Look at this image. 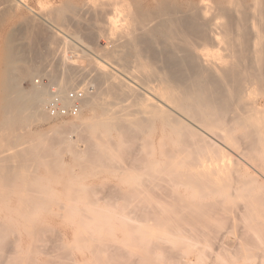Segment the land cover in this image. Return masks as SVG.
Returning a JSON list of instances; mask_svg holds the SVG:
<instances>
[{"label": "bare ground", "instance_id": "obj_1", "mask_svg": "<svg viewBox=\"0 0 264 264\" xmlns=\"http://www.w3.org/2000/svg\"><path fill=\"white\" fill-rule=\"evenodd\" d=\"M76 1L80 7L69 0L59 7L53 6L52 0H39L46 8L41 13L27 0H0V59L4 64L0 72V264H36L25 261L20 237L24 235L32 244L42 242V235L50 230L44 228L46 219L59 215L71 221L73 238L68 240L67 233L58 235L61 237L52 250L59 262L51 260L55 259L52 256L44 264H180L182 261H175L178 246L183 243L192 251L193 247L201 248L207 238L211 228H203L208 221L214 224L215 220L208 218L215 213L216 198L232 197V201L256 182L244 179L250 169L264 171V0ZM24 10L45 15L40 14L39 20L25 19ZM81 11L106 20V39L114 46L105 56L122 61L131 71L126 72L125 67V73L117 74L111 63L97 54L100 61L88 59L94 68L58 71L60 76L53 73L55 76L41 87L35 84L29 91L22 90L19 80L42 73L39 64L35 67L29 60L28 51L20 50L26 43L19 46L17 33L33 32L29 37L44 39L40 33L45 32L35 33L44 23L58 30L56 23L69 25L76 16L81 21ZM15 18H22L20 29L10 28ZM96 18L85 29L90 40L96 39L101 27L107 32L102 20ZM61 30L57 35L66 45L75 35ZM50 39L45 41L52 47L58 38ZM35 55L40 63L41 54ZM91 79L96 84L92 92L85 88ZM78 81L86 90L81 113L69 122L51 118L46 110L52 96L48 85L54 83L64 97ZM49 120L62 123L44 132L32 130L34 122ZM70 133H74L72 138ZM64 152L74 157V166L65 165L60 156ZM121 157L124 167L117 163ZM74 167L84 173L119 174L124 187L117 183L119 189L106 192L110 198L104 195L113 205L99 206L96 199L89 198L94 193L89 185L72 182ZM40 169L47 173L45 183L34 174ZM83 172L74 178L84 176ZM54 185L66 188L63 200L50 188ZM258 191L259 200L264 202V185L259 184ZM79 194L87 198L82 206L77 205ZM118 201L124 205L116 206ZM245 216L249 244L237 240L236 250L225 247L222 253V248L218 253L209 249L216 255L209 261V254H204L210 245L206 243V251L198 249L196 262L182 264H204L207 260L211 264H239L240 259L245 260L243 264L256 263L264 256V213ZM179 225H185L184 229ZM11 234L15 239L10 241ZM28 247L26 255L46 248Z\"/></svg>", "mask_w": 264, "mask_h": 264}, {"label": "rangeland", "instance_id": "obj_2", "mask_svg": "<svg viewBox=\"0 0 264 264\" xmlns=\"http://www.w3.org/2000/svg\"><path fill=\"white\" fill-rule=\"evenodd\" d=\"M70 2H72V4L73 5H75L76 3H78V4H76L75 6H81V3L80 2H78V1H76L75 2V0H69ZM27 2H28V4L30 5V7L31 8H33V10L34 11H36V12H39L40 10H41V13H43V11L44 10H46V8L45 7H42V6H40V4H39V0H27ZM63 2H65V0H52V5L53 6H56V7H59V6H61V5H63L62 3ZM67 2V1H66ZM60 3V4H59ZM75 3V4H74ZM1 6V5H0ZM0 15L3 13V8L2 7H0ZM44 9V10H43ZM43 10V11H42ZM82 12V11H81ZM80 12V13H81ZM87 12V11H86ZM41 13H39V15L41 14ZM82 13H84V15H82ZM81 14H79L78 13V15H80V17H81V21H80V19H79V16H76L75 18H74V21H73V18H72V23H69V25L66 23V25L65 24H60V22L59 23H56V25L60 28V30L64 27L65 28V30L63 31V29L61 30V31H63V32H66V34H68L69 36H76V37H78V38H80V39H78V40H76L75 41V39H71V40H73L72 41V44L74 43L77 47H75V45L73 44H71V40H70V46L69 45H67V43H66V45L65 44H63L62 45V37L60 36V37H58L59 35H57L58 33L60 34V31H59V28H58V30H56L55 28H53L51 25H49V24H47V23H42L43 25L41 26V22H44V21H41L40 22V26L42 27V29H39V27L40 26H38V28L37 29H39V30H41V31H39V32H37V31H35V33H37L38 35H39V33L40 32H45V33H40V35H43L42 36V38H44V39H41V38H33V37H29L30 36V34H32L31 32H29L28 34L29 35H25L26 33L24 32V31H21L22 33H25V34H22L21 32H19V33H21L20 35H19V33H17L18 35H17V40L18 39H20V40H18V42L21 44V42H23L22 44H24V43H26V44H24L25 45V47L24 48H22V49H20L19 47V49L20 50H25L27 53H29L30 54V56H29V60L31 61V63H33L34 64V66L35 67H38L37 65L39 64V71H40V73H42V74H40V73H38V74H40V75H37V74H35L32 78H29V77H26V78H22L21 80H19V85L21 86V89L22 90H24V91H29V90H31V89H33V87L34 86H36L37 84L39 85V86H37V87H41V85H43V84H45V83H48L49 82V78H52L53 76H55V74L57 75V76H60L61 75V73L62 72H65V70L66 69H70V68H73V69H76V71H78V72H80V69L83 67H92L93 65H91V63H90V61L88 60L89 59V56H90V58H96V60H98V61H100L101 59H99L98 57H96V55L97 54H99L100 55V57L104 60V61H106V62H108V63H111V65L115 68V69H113L112 71L113 72H115V73H117V74H119V72H123V68H125L126 66H125V64L122 62V61H115V60H111V59H109V58H107V56H105V51H107V50H111L112 48H113V44H110V43H108V40L106 39V37L108 36V30L105 28V19H103L102 17H95L94 15H92V12H88V14H90V15H92L93 17H95L96 18V20H102V21H100V23H102V25L101 26H103L106 30H107V32L106 33H104V30H103V28L101 27H99L100 29L99 30H101V33L99 34V35H97L96 36V39L97 38H99V39H95V40H90L89 38H87L86 36H87V34H86V26H87V24L88 23H90V21L92 20L93 22H95V18H93L92 16H90V15H88L87 14V16L85 15V11L84 12H82ZM46 14H47V11H46ZM38 14H35V13H33V12H30V11H28V10H24V15H23V18H25V16H26V18L25 19H28L29 17H30V20L31 19H36V20H39L40 18V16H42V14L39 16ZM44 15H45V13H44ZM43 15V16H44ZM36 16H37V18H36ZM42 16V17H43ZM33 17V18H32ZM85 17V18H84ZM89 17V18H88ZM77 18V19H76ZM88 18V19H87ZM93 18V19H92ZM21 19L22 18H15L14 19V21H12V24L14 25V23H15V25L13 26L12 24L10 25V28L11 29H14V30H16V29H18L19 28V26L21 25V23H20V21H21ZM75 19L77 20V21H75ZM88 22H87V21ZM98 20V21H99ZM103 20H104V22H103ZM71 21H69V22H71ZM84 23H83V22ZM98 21L96 22V25L98 24L99 25V23H98ZM75 22H77V23H80L79 25L81 26H76L77 25V23H75ZM19 23V24H18ZM74 23V24H73ZM103 23H104V25H103ZM76 24V25H75ZM62 25V26H61ZM16 26V27H15ZM50 26V27H49ZM18 27V28H17ZM40 27V28H41ZM49 27V28H48ZM72 27V28H71ZM53 28V29H52ZM67 28V29H66ZM68 28H70L69 29V32H68ZM80 28V29H79ZM20 29V28H19ZM45 29V30H44ZM71 29H73V30H71ZM78 29V30H77ZM97 29H98V27H97ZM46 30H47V32H46ZM50 30V31H49ZM52 30V31H51ZM80 30V31H79ZM72 31H74V32H72ZM77 33H76V32ZM102 31H103V33L105 34V35H103L102 34ZM52 32V33H51ZM68 32V33H67ZM70 32H72V33H70ZM84 34H83V33ZM16 33V32H15ZM48 33V34H47ZM50 33V34H49ZM54 33V34H53ZM77 35H76V34ZM79 33V34H78ZM82 33V34H81ZM34 34V33H33ZM52 34V35H51ZM56 34V35H55ZM72 34V35H71ZM74 34V35H73ZM50 35V36H49ZM102 35H103V37L106 39H104L103 37H102ZM23 37V39H22V37ZM28 36V37H27ZM31 36H33V35H31ZM49 36V37H48ZM53 36V37H52ZM18 37H20V38H18ZM26 37V38H25ZM48 37V38H47ZM50 37L51 38H58L57 39V43H55V44H52V47H51V45H49V43L48 42H46V41H50L51 39H50ZM83 37V38H82ZM101 37V38H100ZM28 38L31 40L32 38V43H31V41H29L28 40ZM47 38V39H46ZM86 40H85V39ZM22 39V40H21ZM61 39V40H60ZM102 39V40H101ZM40 40V41H39ZM46 40V41H45ZM24 41H27V42H24ZM29 41V42H28ZM62 43H61V42ZM106 41V42H105ZM35 42V43H34ZM77 42H79V44L77 43ZM89 42V43H88ZM93 42H96L95 44L93 43ZM40 43V44H39ZM68 43V44H69ZM19 44V46L20 47H22V46H24V45H20ZM82 44V45H81ZM93 44V45H92ZM65 45V46H64ZM89 45H91L90 47L87 46ZM28 46V47H27ZM60 46H61V48H60ZM101 46V47H100ZM34 49H33V48ZM58 49H57V48ZM75 47V48H74ZM86 47V48H85ZM29 48V49H28ZM37 48H38V51H37ZM42 50H41V49ZM46 48V49H45ZM64 48V50H65V52H64V50H62ZM80 48V49H79ZM101 48V49H100ZM28 49V50H27ZM50 51H49V50ZM55 49H57V52H56V50ZM66 49H67V51H66ZM71 49H73V50H71ZM82 49V50H81ZM85 49V50H84ZM102 49H104V52L102 53L100 50H102ZM31 50V51H30ZM43 50H45V51H43ZM35 51H36V53H35ZM58 51H59V54H58ZM77 51V53H75ZM82 51H84L85 53H82ZM32 52H34V53H32ZM62 54H61V53ZM79 52V53H78ZM94 52V53H93ZM100 52V53H99ZM31 53H32V55H31ZM55 53V54H54ZM66 53V54H65ZM104 54V56L102 55V54ZM0 54H1V49H0ZM35 54H37V56L39 55L40 56V54H41V56H40V63H42L41 65H40V63H39V57H35L36 55ZM43 54V55H42ZM45 54V55H44ZM54 56H53V55ZM65 54V56L67 57H64L65 59H67V62L65 61L64 62V59H63V55ZM78 54H80V55H78ZM90 54V55H89ZM34 55V56H33ZM48 55H51V58H52V60L50 59V57L48 56ZM57 55V56H56ZM33 56V57H32ZM69 56V57H68ZM81 56V57H80ZM38 58L37 60L34 58V59H31V58ZM43 57V58H42ZM53 57H54V59H53ZM57 57H58V59H57ZM75 59H74V58ZM84 57V58H83ZM1 58V57H0ZM42 58V59H41ZM83 58V59H82ZM49 59V60H48ZM68 59H69V61H68ZM72 59V60H71ZM108 59V60H107ZM35 60V61H34ZM41 60H42V62H41ZM43 60H45V61H43ZM87 60V61H86ZM110 60V61H109ZM34 61V62H33ZM37 61V62H36ZM48 62V65H47V63L45 64V62ZM51 61H53V62H51ZM56 61V62H55ZM59 61H60V63H59ZM58 62V63H57ZM68 62H70V63H68ZM80 62H82V63H80ZM89 62V63H88ZM102 62V61H101ZM50 63H53V64H50ZM57 63V64H56ZM78 63V64H77ZM29 64H30V62H29ZM33 64H30L31 66L33 65ZM67 64H70V65H67ZM76 64V65H75ZM51 65V66H50ZM54 65V66H53ZM72 65V66H71ZM44 66H46V67H44ZM0 72L4 69V64L2 63V61H1V59H0ZM41 67H42V69H41ZM52 69H51V68ZM62 67V68H61ZM69 67V68H68ZM44 68V69H43ZM46 68H48V69H50V70H52V71H48V69H47V71L45 70ZM55 68V69H54ZM92 68H94V67H92ZM122 68V69H121ZM127 69H129V70H127L126 69V72L127 71H131V69L130 68H128V67H126ZM58 69V70H57ZM55 70V71H54ZM57 70V71H56ZM45 71H46V74H45ZM58 71H61V73H60V75H59V72ZM48 72H50V73H48ZM48 73V74H47ZM53 73H55V74H53ZM123 73H125V70H124V72ZM52 74V75H51ZM80 74H83V73H80ZM37 75V76H36ZM42 75H44V76H42ZM46 75V76H45ZM88 76H90V75H85V77H88ZM89 78V77H88ZM91 78V77H90ZM94 82L92 81V79L91 80H89V82L88 83H85V84H90L89 86H85V88L86 89H88L89 91H93V88H91V87H93L92 85H96L95 83L93 84ZM22 84V85H21ZM36 84V85H35ZM83 84L84 83H82V82H79L78 81V83H76L75 85H76V87L75 88H81L82 86H83ZM56 85H54V83L53 84H49L48 85V87H49V90H50V92L52 91V89L54 88V89H58L57 87H55ZM84 88V89H85ZM69 90H71V89H68V91ZM83 115L84 116H87V112L86 111H84L83 112ZM67 122H69V121H72V120H66ZM50 123V124H49ZM56 123L57 124H60V123H62V122H54L53 120H49V121H44V122H41V123H36V122H34V124H33V126H32V130L34 131V132H44V131H46L48 128H50L51 126H53V125H56ZM72 134H74V133H70L69 134V137H71L72 138ZM77 138H78V142H79V137L77 136ZM77 142V143H78ZM63 155V156H62ZM70 154H68V152H64V153H61L60 154V156L62 157L61 159L64 161V163H65V165L67 166V167H69V165L72 167V166H74V165H71V162H72V164H73V162H74V160H73V158H72V156H69ZM119 159V161H117V163H118V165L119 166H121V165H123V167H124V165H125V159L124 158H118ZM121 159H124V160H121ZM72 160V161H71ZM35 167V166H34ZM122 167V166H121ZM257 168L258 167H256V169H250L249 170V173H248V177H244V179L245 180H247L248 178L249 179H254V180H256V182L254 183H251L250 185H251V187H248V188H245V189H247V190H249V188H251L250 189V191H248L249 192V194L247 195V194H245V196L243 195L244 193H248V192H246L247 190H245V192H243V191H241L240 193H238L234 198H233V200L231 201V199H232V197H226V196H219V197H217L216 198V200H217V206H215L216 208L215 209H213L214 210V212L215 213H213V211H211L210 212V215H211V217L209 216V220L211 221V222H213L214 220V224H212V223H210V224H208L209 223V221L208 222H206L205 224V226H204V228L203 229H205V231H207L206 229H210L209 231H207V238H204L205 240H207V242L203 239V241H202V243L205 245L206 243V245H208V243L212 246V247H209L208 246V248H206L207 249V252L205 253L204 251H206V249L203 247V244H202V251L201 250H198L199 248H197V247H193V250L195 249V251H189V248L188 249H186L187 248V246H185V244H183L182 243V245L181 246H176L178 249H179V251H178V249H176V253L177 254H175V252H174V254L177 256H179V259L177 258V257H175V261L176 262H178L179 260L180 261H182V262H180V264H182V263H186L187 261H190V260H192V261H194V259L196 258L197 259V255H198V251H199V253H200V251L201 252H204V254H209V255H205L206 257H208V258H211V259H209V261L210 260H213V259H215V257H216V255H214L215 254V252H220V250H221V248H222V250H221V253L222 252H224V250L223 249H225L226 250V248L225 247H227V249L229 250V249H233V247H234V249L236 250V243L238 242L237 240H240L239 242H244L245 240H247L249 237H247L246 238V234L248 233V231H247V229H249V228H247L248 226H246V224H248V223H244V221H243V219L242 218H244V216L245 215H247L248 217H251V216H253V214H256V216H258V213L260 214L261 212H263L264 213V202H262L261 201V199L259 200V191H258V185L260 184H262V185H264V174H262V172L264 173V171L263 170H261L260 172H259V170L261 169V168H258V171H256L257 170ZM80 169H78L77 167H74V171L72 172L73 173V179H72V182H83L85 185H89V187H91L92 189H93V191H94V193L92 194V195H90L89 196V198L90 199H92V200H95V201H98V205L99 206H112L113 204H110L109 202H108V200L106 199L107 197H109V195H106V194H108V193H106V192H109V188H113V189H119L120 187H124V184L120 181V175L119 174H113V175H111V174H107V173H105L104 171L102 172L101 171V173H97V171H96V173L94 174L93 173V170H91L92 171V173H91V175H90V172L91 171H89V172H86V173H84L83 171H79ZM41 171V172H40ZM76 171V172H75ZM75 172V173H74ZM79 172H83L84 173V176H83V174H80L79 176H77V177H75L74 178V176H76L77 174H79ZM100 172V171H99ZM260 173V174H259ZM34 174H38V176L40 177V182L41 183H45V181H46V172L42 169H40V170H35L34 171ZM85 175H87V176H85ZM76 178H79V180L78 179H76ZM76 179V180H75ZM119 180V182H118V180ZM248 179V180H249ZM82 180V181H81ZM69 181H70V179H69ZM121 182V183H120ZM259 182V183H258ZM117 183H118V187L116 186L117 185ZM98 185V186H97ZM102 185H104V188L106 189H104L103 188V186ZM109 185H111V187L109 186ZM115 187H113V186ZM102 186V187H101ZM100 187V188H99ZM52 190H54L58 195H59V197H60V199H64V197L66 196V194H65V190H66V188H64V187H62V186H60V185H54V186H51L50 187ZM97 188V189H96ZM43 189V188H42ZM98 189H99V191H98ZM110 189V190H111ZM104 190H105V192H104ZM101 191V192H100ZM103 192V193H102ZM97 193V194H96ZM250 193H251V195H250ZM18 195H20V193H18V194H16L15 196H13V198H15V197H17ZM104 195H106V196H104ZM249 195H250V200H246V199H249ZM256 198V199H254L253 198V196ZM258 195V196H257ZM86 195H84V194H79V195H77L76 197H77V199L79 200V202L77 203V205L78 206H82L84 203L83 202H85V197ZM110 198V197H109ZM108 198V199H109ZM228 198H229V200H228ZM261 198V197H260ZM87 199V198H86ZM100 199V200H99ZM220 199V200H219ZM243 199V200H242ZM103 200V201H102ZM106 200V201H105ZM254 200H256V202L254 201ZM231 201V202H230ZM250 201V202H249ZM251 201H254V203L253 202H251ZM258 201V202H257ZM222 202V203H221ZM260 202V203H259ZM122 202H120V201H118V202H116V206H119V207H122V205H124V204H122L121 206H120V204H121ZM249 203H251V204H249ZM262 203V205H261V207H259L260 206V204ZM110 204V205H109ZM1 205V204H0ZM222 205H224V206H222ZM229 207L230 209H232V212H231V210H228L227 209V207ZM256 206H257V208H256ZM223 207V208H222ZM226 207V208H225ZM232 207V208H231ZM0 208H1V206H0ZM217 208L219 209V210H217ZM263 208V211L261 210ZM222 209V210H221ZM223 209L224 210H226L227 211V213H226V211L224 212L223 211ZM259 211H258V210ZM217 210V211H216ZM223 213H222V212ZM230 211V212H229ZM245 211V213H243ZM250 211H251V213H250ZM257 211H258V213H257ZM1 213V212H0ZM219 213H221L219 216L217 215V214ZM230 213L232 214V216L230 215ZM245 214V215H244ZM250 214V215H249ZM252 214V215H251ZM222 215V216H221ZM244 215V216H243ZM225 217V219H224V217ZM227 216H229V217H227ZM247 216H245V217H247ZM60 217H62V218H60ZM212 217L214 218L213 220H212ZM255 217V216H254ZM233 218V219H232ZM220 221H219V220ZM230 219V220H229ZM223 221V222H222ZM227 221V222H226ZM218 222V223H217ZM232 222V223H231ZM234 222V223H233ZM184 223V222H183ZM182 223V224H183ZM219 224V225H218ZM220 224H221V226H220ZM233 224V225H232ZM245 224V225H244ZM215 226V227H213V226ZM222 225H225V226H222ZM236 225V226H235ZM245 228V229H242V226ZM44 228H46V229H49L50 228V230H48V231H46L43 235H42V238H41V240H42V242L41 241H37V242H35V243H33L32 244V241L29 239V238H27V237H25L24 235L22 236V237H20L23 241H22V247H23V256L24 257H26V262H28L29 260H30V262L31 263H36V264H44L45 263V260L47 261V258L49 259V257L51 258L52 256H55V259H52L51 258V260H54V262H55V260H56V262L55 263H57V262H59V259H57L58 258V255H57V252L55 253V249H54V252H53V250H52V248L54 247V245H56V242L60 239V237L62 236V234H64V233H67L68 234V240H72V236H73V230H72V225H71V221H69V219L67 218V219H65V217H63V216H61V215H59V216H54V217H52L51 218V220L49 219V220H47L46 219V223L44 224ZM180 226V225H179ZM182 226V229H184V227H185V225H181ZM180 226V227H181ZM235 226V227H234ZM207 227H210V228H207ZM212 228H216V230L214 231ZM220 228V230L222 231V232H220V230H218ZM242 229V230H241ZM217 231V232H216ZM245 231V232H244ZM244 234H243V233ZM213 233V235H211L210 236V234H212ZM218 233V234H217ZM240 233V234H239ZM61 234V236H58V235H60ZM215 234V235H214ZM243 234V235H242ZM249 234V233H248ZM72 235V236H71ZM220 235V236H219ZM235 235H236V238H235ZM56 236H58V237H56ZM222 236V237H221ZM225 236V237H224ZM241 236V237H240ZM208 237H211V238H208ZM218 237L219 238H222V240L221 239H218ZM244 237V238H243ZM11 238V239H10ZM244 239V240H242V239ZM246 238V239H245ZM15 239V235L14 234H11L10 236H9V240L11 241V240H14ZM211 239H212V242H211ZM216 239V240H215ZM228 241H227V240ZM230 239V240H229ZM8 240V241H9ZM209 240V241H208ZM214 240V241H213ZM221 242H220V241ZM9 241V242H10ZM216 241V242H215ZM226 241V242H225ZM219 242L221 243V245L219 244ZM225 242V245L223 244ZM228 242V243H227ZM230 242H232V243H230ZM234 242V243H233ZM238 242V243H239ZM217 243V246L216 245H214V244H216ZM227 243V244H226ZM247 243H248V240H247ZM251 243H252V245H253V242H252V240H251V238H250V245H251ZM33 245V247L31 246V245ZM46 244V245H45ZM232 244V245H231ZM249 244V243H248ZM6 245H7V243H6ZM9 245V244H8ZM7 245V246H8ZM28 245H30L29 247H28ZM48 245V246H47ZM205 245V247H207ZM219 245V246H218ZM249 245V246H250ZM251 245V246H252ZM6 246V247H7ZM36 246H42V247H40L42 250H44L43 249V246H44V248H45V250L44 251H46V252H41V253H39V251H35L34 253H28L27 255H26V251L27 252H29V250H26L27 249V247H28V249H30V247L32 248L31 250H33V248H35ZM183 246H185V247H183ZM199 246H201V244L199 245ZM232 246V247H231ZM9 247V246H8ZM39 247H38V250H39ZM49 247V248H48ZM214 247V248H213ZM218 247V248H217ZM37 248V247H36ZM200 248V249H201ZM48 249H50V251L48 250ZM191 249V248H190ZM209 249L211 250V249H214L213 251H215L214 253H212L213 251H209ZM233 249V250H234ZM31 250H30V252H31ZM52 250V251H51ZM230 250V251H231ZM232 250V251H233ZM41 251V250H40ZM51 252H53V253H51ZM261 251L259 250V253H260ZM43 253V254H42ZM196 253V254H195ZM264 253V252H263ZM52 254V255H51ZM261 254H262V252H261ZM184 255V256H183ZM196 255V256H195ZM260 255V254H259ZM264 255V254H263ZM183 256V257H182ZM211 256V257H210ZM260 256H262V255H260ZM32 259H34L35 260V262L32 260L31 261V258ZM181 257H182V259H181ZM186 257V258H185ZM29 258V259H28ZM207 258V259H208ZM196 259H195V262H196ZM259 261H260V263H261V261H264V256H262V257H260V258H257ZM256 259V260H257ZM178 260V261H177ZM256 261V263L257 262H259V261ZM185 261V262H184ZM208 261V260H207ZM207 261L204 263V264H211V262H208L207 263ZM244 259H243V261H242V259H240L239 260V264H243L244 263ZM256 263H251V264H256ZM179 264V263H178ZM258 264V263H257Z\"/></svg>", "mask_w": 264, "mask_h": 264}, {"label": "built area", "instance_id": "obj_3", "mask_svg": "<svg viewBox=\"0 0 264 264\" xmlns=\"http://www.w3.org/2000/svg\"><path fill=\"white\" fill-rule=\"evenodd\" d=\"M52 96L47 105V113L54 120H68L77 117L82 110L86 97V90L75 88L61 96L56 89H52Z\"/></svg>", "mask_w": 264, "mask_h": 264}]
</instances>
